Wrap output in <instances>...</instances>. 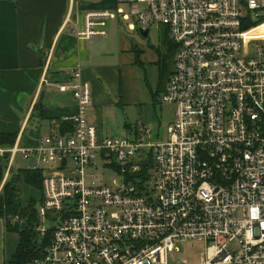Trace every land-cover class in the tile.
Segmentation results:
<instances>
[{
  "label": "built area",
  "instance_id": "2783aa9c",
  "mask_svg": "<svg viewBox=\"0 0 264 264\" xmlns=\"http://www.w3.org/2000/svg\"><path fill=\"white\" fill-rule=\"evenodd\" d=\"M118 1L115 12H88L77 37L107 35L117 15L132 29L169 28V139L152 141L144 125L135 137L100 139L92 89L72 68L60 86L77 100L72 134L0 149L7 172L17 155L42 172L26 264H264V31L248 35L264 26V0ZM99 154L116 169L111 184L97 174ZM187 240L204 243L199 258L175 257Z\"/></svg>",
  "mask_w": 264,
  "mask_h": 264
},
{
  "label": "crops",
  "instance_id": "0c3cea01",
  "mask_svg": "<svg viewBox=\"0 0 264 264\" xmlns=\"http://www.w3.org/2000/svg\"><path fill=\"white\" fill-rule=\"evenodd\" d=\"M120 6L118 0H0V134H16L14 145L19 143L25 149L36 148L41 139L59 132L71 135L77 100L71 89L63 92L60 86L70 85L74 67L81 69L82 81L92 89L89 120L97 127L100 139L118 136L111 133L117 130L119 109L149 100L142 67L158 64L163 70V92L166 90L176 55L167 26L155 24L161 29L162 43L174 53L169 71L162 66L158 49L135 44L126 34L123 21L130 31L149 37L140 32L139 25L132 29L121 15L108 20L107 35L77 37L76 32L85 29L88 12H115ZM140 126L125 123L123 131L127 129L126 136L135 135ZM12 146L0 144V149ZM17 157L19 165L21 156ZM10 232L19 231L7 229L0 218V264H5L6 252L15 244Z\"/></svg>",
  "mask_w": 264,
  "mask_h": 264
},
{
  "label": "rangeland",
  "instance_id": "374dc122",
  "mask_svg": "<svg viewBox=\"0 0 264 264\" xmlns=\"http://www.w3.org/2000/svg\"><path fill=\"white\" fill-rule=\"evenodd\" d=\"M247 15V14H246ZM124 22V25H126L127 32L126 34L132 39H134L135 44L141 43V45H145V47H149L150 49H158V52L161 55V62L162 66L165 68V70H171L172 64H173V54L170 52V48L165 46L162 43L161 40V33L157 25L153 24L150 28V34L149 37L143 38L139 31H130L128 28L127 23ZM260 32L258 29H254L249 33L248 35H258ZM162 43V44H161ZM173 51V50H172ZM160 66V65H159ZM145 68H141L142 73V81L144 88L146 89V92L149 93L150 97L149 100L146 99V101H143V103L136 105L133 108L126 107L125 110L119 109L120 114H118L115 117V123L117 125V130L115 132H112L111 135H118L114 137H124L127 134H129L126 131H123V127L125 126V123H129L132 126H140L144 125L146 128H148L150 131H152L151 139L152 141L157 140H163L166 141L169 139L168 134V128L170 124L174 121L175 113H176V105L174 103H166L164 102V95H163V89L162 84L163 81L161 79L163 78V70H160L161 68L158 67V64H147L144 66ZM175 70V68H174ZM172 73V72H171ZM167 78V75L164 77ZM146 96V95H145ZM110 135V136H111ZM134 133L131 134V137H134ZM104 158V157H103ZM101 157V155H98V159L96 161V171L99 176H102V180L111 184L112 178L115 174H117L115 168H111L108 170L109 165H106V162H104V159ZM27 164V161H24L21 157H19V165L18 162L16 165L18 167H25ZM17 167V166H16ZM54 167H60L59 163H55ZM21 200L23 206H27L28 203H30L32 198L37 199V207L41 204V191L38 188H35L29 184L23 183L21 184ZM3 186L1 185V190ZM244 213H239L238 218L243 219ZM9 236L14 240V247L12 250L8 253L6 252V256H8V259L5 264H10L11 254L14 256L17 251V246L20 243L21 234L19 232H10L8 233ZM19 242V243H18ZM21 244V243H20ZM8 247V244H7ZM19 247V246H18ZM180 252L176 253L177 259H182L187 256L191 258H199L202 250L204 249L205 245L203 242L199 243L196 241L187 240L184 243L179 244ZM238 245L236 243H233L229 246L228 250H231L233 252L238 251ZM14 253V254H13ZM0 256H3L2 252L0 253Z\"/></svg>",
  "mask_w": 264,
  "mask_h": 264
},
{
  "label": "trees",
  "instance_id": "16d2710c",
  "mask_svg": "<svg viewBox=\"0 0 264 264\" xmlns=\"http://www.w3.org/2000/svg\"><path fill=\"white\" fill-rule=\"evenodd\" d=\"M258 29L264 31L263 26L258 27ZM16 136V134H0V144L14 145ZM9 160L10 154L8 152L0 155V188L1 185L3 186L2 190L0 189V218L5 220L7 229L10 231H19L21 234V244H19L10 264H26L30 256L35 253L33 242L35 231L29 226L25 230H22L20 228L21 222L15 221V217L19 215L26 220L28 216L30 218L36 217L35 205L37 200L32 198L27 206H23L21 200V184L26 183L41 190L42 172L16 165L17 167L14 166L7 176L6 168Z\"/></svg>",
  "mask_w": 264,
  "mask_h": 264
},
{
  "label": "bare ground",
  "instance_id": "6f19581e",
  "mask_svg": "<svg viewBox=\"0 0 264 264\" xmlns=\"http://www.w3.org/2000/svg\"><path fill=\"white\" fill-rule=\"evenodd\" d=\"M263 27H264V26H263ZM256 29H258V28H256ZM258 31L261 33L262 30H261V29H258ZM9 154H10V153H9ZM17 156H18V155H17ZM20 156H21V155H20ZM17 158H18V157H17ZM22 159H23V157H22ZM10 160H11V157H10ZM10 160H9V163H10ZM23 160H24V159H23ZM31 160H32V159H31ZM24 161H27V160H24ZM29 161H30V160L27 161V164H26L25 168L27 167V168L29 169V167H30V166H29ZM9 163H8V166H9ZM16 164H17V161L12 165V167L10 168V170H11L14 166H16ZM8 166H7V168H6V172H7ZM10 170H9V171H10ZM10 172H11V171H10ZM10 172H7V176L10 174ZM27 219H28V218H27ZM15 221H17V220L15 219ZM17 222H21V224H22V223H25V229L28 228V226H29V222H27L26 219L20 218ZM20 228H21V227H20ZM21 229H22V228H21ZM22 230H23V229H22Z\"/></svg>",
  "mask_w": 264,
  "mask_h": 264
},
{
  "label": "water",
  "instance_id": "95a60500",
  "mask_svg": "<svg viewBox=\"0 0 264 264\" xmlns=\"http://www.w3.org/2000/svg\"><path fill=\"white\" fill-rule=\"evenodd\" d=\"M139 30H140V32H141L145 37H148V35H149V29H148V30H143L142 27H139ZM29 165H30V166H35V165H36V160H35V159L30 160V161H29ZM21 228H22L23 230H25V223H22V224H21Z\"/></svg>",
  "mask_w": 264,
  "mask_h": 264
}]
</instances>
